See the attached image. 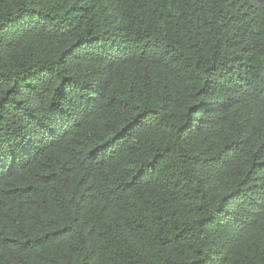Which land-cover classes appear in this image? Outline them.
<instances>
[{
	"label": "trees",
	"instance_id": "trees-1",
	"mask_svg": "<svg viewBox=\"0 0 264 264\" xmlns=\"http://www.w3.org/2000/svg\"><path fill=\"white\" fill-rule=\"evenodd\" d=\"M0 264H264V0H0Z\"/></svg>",
	"mask_w": 264,
	"mask_h": 264
}]
</instances>
